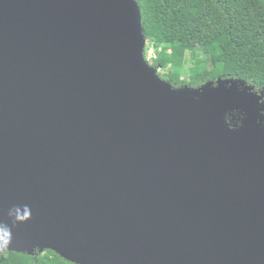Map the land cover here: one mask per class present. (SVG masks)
I'll return each mask as SVG.
<instances>
[{"label": "water", "instance_id": "95a60500", "mask_svg": "<svg viewBox=\"0 0 264 264\" xmlns=\"http://www.w3.org/2000/svg\"><path fill=\"white\" fill-rule=\"evenodd\" d=\"M145 46L135 0H0V254L264 264L263 95Z\"/></svg>", "mask_w": 264, "mask_h": 264}, {"label": "trees", "instance_id": "16d2710c", "mask_svg": "<svg viewBox=\"0 0 264 264\" xmlns=\"http://www.w3.org/2000/svg\"><path fill=\"white\" fill-rule=\"evenodd\" d=\"M135 1L147 47L161 48L151 65L167 72L165 81L173 88L197 90L217 79L241 80L264 101V0ZM186 60V71L175 65ZM225 120L239 127L242 116L233 112ZM0 264L73 263L45 251L0 254Z\"/></svg>", "mask_w": 264, "mask_h": 264}, {"label": "rangeland", "instance_id": "374dc122", "mask_svg": "<svg viewBox=\"0 0 264 264\" xmlns=\"http://www.w3.org/2000/svg\"><path fill=\"white\" fill-rule=\"evenodd\" d=\"M157 49H158V51L161 50L160 47H158ZM175 65L180 66L183 71H186L190 66V62L188 60H186L185 63L183 64L181 61H177ZM150 66H152V65L150 64ZM204 67L206 68L207 64H204ZM157 74L159 77L161 76L160 78L164 81H165V78L168 77L167 72L165 70L164 71L160 70V68H158Z\"/></svg>", "mask_w": 264, "mask_h": 264}, {"label": "built area", "instance_id": "2783aa9c", "mask_svg": "<svg viewBox=\"0 0 264 264\" xmlns=\"http://www.w3.org/2000/svg\"><path fill=\"white\" fill-rule=\"evenodd\" d=\"M157 52L158 49L155 48V47H152V46H148L147 47V43H146V46H145V61L148 65L151 64V61L155 60L156 59V56H157Z\"/></svg>", "mask_w": 264, "mask_h": 264}, {"label": "clouds", "instance_id": "9594fccd", "mask_svg": "<svg viewBox=\"0 0 264 264\" xmlns=\"http://www.w3.org/2000/svg\"><path fill=\"white\" fill-rule=\"evenodd\" d=\"M147 43V42H146ZM18 219H23V218H20V217H18ZM4 233H6L7 234V232H4Z\"/></svg>", "mask_w": 264, "mask_h": 264}]
</instances>
